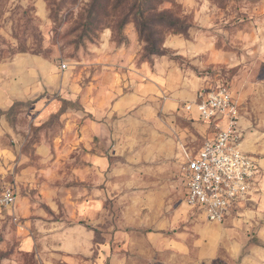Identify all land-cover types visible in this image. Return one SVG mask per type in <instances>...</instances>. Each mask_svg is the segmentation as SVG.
<instances>
[{
  "label": "rangeland",
  "instance_id": "1",
  "mask_svg": "<svg viewBox=\"0 0 264 264\" xmlns=\"http://www.w3.org/2000/svg\"><path fill=\"white\" fill-rule=\"evenodd\" d=\"M148 3L187 27L158 28L160 54L135 23ZM218 84L259 165L225 223L183 202L179 166L212 134L184 104ZM5 189L0 264H264V0H0Z\"/></svg>",
  "mask_w": 264,
  "mask_h": 264
},
{
  "label": "built area",
  "instance_id": "2",
  "mask_svg": "<svg viewBox=\"0 0 264 264\" xmlns=\"http://www.w3.org/2000/svg\"><path fill=\"white\" fill-rule=\"evenodd\" d=\"M184 110H195L197 120L214 127L213 136L196 152L182 149L184 202L203 213L206 221L222 223L244 205L258 185L257 158L242 148L238 99L228 85L218 84L198 90ZM14 201L9 189L0 193V207H9Z\"/></svg>",
  "mask_w": 264,
  "mask_h": 264
},
{
  "label": "trees",
  "instance_id": "3",
  "mask_svg": "<svg viewBox=\"0 0 264 264\" xmlns=\"http://www.w3.org/2000/svg\"><path fill=\"white\" fill-rule=\"evenodd\" d=\"M149 14L147 17H144L143 14ZM139 19L136 21V26L139 34V38L143 39L146 43V52L147 54H160V48H158V42L163 43L162 38L155 39L154 35L160 34L158 28L164 29H173L177 33H186L187 27L180 24L179 20L172 14L167 11H159L153 5L149 3L145 5L141 10L138 11ZM157 40V42H156ZM157 43V44H156ZM6 55L9 57L16 53L17 51H22L17 48L6 49ZM4 51V50H2ZM15 104H18L15 103Z\"/></svg>",
  "mask_w": 264,
  "mask_h": 264
},
{
  "label": "crops",
  "instance_id": "4",
  "mask_svg": "<svg viewBox=\"0 0 264 264\" xmlns=\"http://www.w3.org/2000/svg\"><path fill=\"white\" fill-rule=\"evenodd\" d=\"M235 95V94H234ZM236 96V95H235ZM238 103H239V101H238ZM239 108H240V119H241V107H240V103H239ZM184 109V108H183ZM185 111V110H184ZM185 112H187V111H185ZM190 116H191V118H193V119H196V121H199V120H197V118H196V116L195 115H193V113H191V112H187ZM201 124H203V125H205V127H206V131H208L209 133H212V134H210L211 136L210 137H212L213 136V134H214V132H213V130H212V128L210 127L211 126V124H209V123H207V122H202V121H199ZM239 124H240V121H239ZM240 129H241V125H240ZM210 137H208V138H210ZM201 145V144H200ZM200 145H198V146H193V147H188L187 145H184L183 143L182 144H180L179 145V147L181 148V150L184 148L187 152H189V153H194V152H196V150L199 148V146ZM242 148L245 150V151H247V152H249L246 148H248L246 145H245V148L242 146ZM183 152V151H182ZM250 153V152H249ZM182 165H183V163H180V167H182ZM184 174H183V172H182V169H181V181H183V184H184V196H185V192H186V188H185V181H184ZM183 202H184V197H183ZM243 207V206H242ZM191 208V207H190ZM189 208V209H190ZM240 210V207H239V209L237 208V211H239ZM236 211V210H235ZM236 211V212H237ZM236 212H234V213H236ZM234 213H232V217H231V215H230V217L229 218H227L225 221L227 222L229 219H232L233 218V216H234ZM225 221H224V223H225ZM208 235V232L206 231V236ZM86 236H87V239H86V241H87V243H89V244H87L86 243V245H91V243H92V235H90V233H86ZM207 239V238H206ZM79 241L80 242H82L80 239H79ZM156 244V243H155ZM82 246V245H81ZM168 246H171V249H172V252L174 253V254H183V253H187L188 251H189V248H188V245H186V244H184V243H182V242H177V241H175V240H172V244L171 245H168ZM83 247V246H82ZM157 248V247H156ZM159 248V247H158ZM208 249H209V242H208V240H206V252H204V256H206V260H209V257H210V255H207V252H208ZM202 253H203V249H202Z\"/></svg>",
  "mask_w": 264,
  "mask_h": 264
}]
</instances>
